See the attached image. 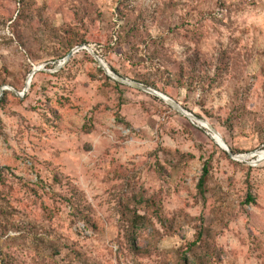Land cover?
<instances>
[{
  "label": "rangeland",
  "instance_id": "374dc122",
  "mask_svg": "<svg viewBox=\"0 0 264 264\" xmlns=\"http://www.w3.org/2000/svg\"><path fill=\"white\" fill-rule=\"evenodd\" d=\"M2 90L0 264H264V0H0Z\"/></svg>",
  "mask_w": 264,
  "mask_h": 264
},
{
  "label": "water",
  "instance_id": "95a60500",
  "mask_svg": "<svg viewBox=\"0 0 264 264\" xmlns=\"http://www.w3.org/2000/svg\"><path fill=\"white\" fill-rule=\"evenodd\" d=\"M82 48H76L74 51L70 52L68 54V56L66 57V59L64 60V63H67L69 59H71V57L78 52L79 50H81ZM97 62L99 63L100 67L103 68V70H105V72L114 80L118 81L121 84H127V85H132L135 86L137 88L143 89L145 91L151 92L152 94L156 95L157 97H159L160 99L164 100L165 102H167L168 104L172 105L174 108H176L180 113H182L183 115H185L186 117H188L189 119H191L192 121H196L198 124H200L202 127L204 126H208V129L212 132V134H215V136H221L216 130H214L209 124L205 123L204 121H202L200 118L194 116L193 114L185 111L183 108H181V106H179L176 102H174L172 99H170L169 97L155 91L152 90L150 88L141 86L135 82H130L128 80L123 79L121 76L117 75L116 73H114L113 71H111L109 69V67L99 58V56H97L94 52H93ZM28 88V87H27ZM5 94V90H2L1 94H0V101L2 100V98L4 97ZM225 151H227L229 153V155L232 158H236V159H241L244 160L241 157L235 156L234 153L230 150L229 146L226 144V142L222 139L221 143L217 142ZM261 163L260 160H256L255 162H253V164H258Z\"/></svg>",
  "mask_w": 264,
  "mask_h": 264
},
{
  "label": "trees",
  "instance_id": "16d2710c",
  "mask_svg": "<svg viewBox=\"0 0 264 264\" xmlns=\"http://www.w3.org/2000/svg\"><path fill=\"white\" fill-rule=\"evenodd\" d=\"M117 84L120 85L119 82H117ZM148 85H150V84H148ZM151 86H152V85H151ZM2 102H3V100H1V103H2ZM118 119H119V121H121V122L123 121V120H121V118H119V116H118ZM208 174H209V171H208V165H206L205 168H204L203 176L201 177V179H200V181H199V184H198L199 192H200L201 196H203V197H204V195L206 194L205 186H206V182H207ZM0 179H2V174H1V173H0ZM55 181H56V183H58V181H59L58 178H56ZM50 191H52V190L50 189ZM248 200H249V201H254L253 198H252L251 196L248 197ZM69 204H70V206L72 207V209H79L78 206H77V204H76V205L73 204L72 200H70V203H69ZM133 222H134V221H133ZM135 225H136V224H135Z\"/></svg>",
  "mask_w": 264,
  "mask_h": 264
},
{
  "label": "bare ground",
  "instance_id": "6f19581e",
  "mask_svg": "<svg viewBox=\"0 0 264 264\" xmlns=\"http://www.w3.org/2000/svg\"><path fill=\"white\" fill-rule=\"evenodd\" d=\"M214 135H215V134H214ZM216 138H217L218 142L221 143V141H222L221 137H220V136H216Z\"/></svg>",
  "mask_w": 264,
  "mask_h": 264
}]
</instances>
